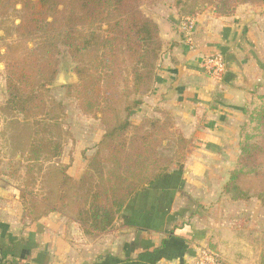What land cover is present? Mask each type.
I'll use <instances>...</instances> for the list:
<instances>
[{
	"label": "trees",
	"instance_id": "obj_1",
	"mask_svg": "<svg viewBox=\"0 0 264 264\" xmlns=\"http://www.w3.org/2000/svg\"><path fill=\"white\" fill-rule=\"evenodd\" d=\"M156 1H22L15 30L34 41V48L22 60L7 63V98L1 110L10 114L13 153L20 149L17 160L25 159L28 177L40 178L42 185L41 197L30 199L32 217L24 206V215L32 222L60 212L87 235L108 232L132 199L164 177L176 157H185L192 139L176 127L170 112L160 110L156 118L145 115L138 124L132 120L154 88L163 50L157 22L141 9ZM182 3L190 15L211 5L217 16H230L241 4L262 5L264 0ZM61 49L75 62L78 82L69 87L79 108L105 127L79 177L71 175L69 164L61 160L68 134L61 127L64 105L49 87L59 74ZM257 118L264 119V105ZM236 164L223 193L231 201L254 196L264 201V144L241 141ZM243 175L251 178L250 187L242 185ZM21 195L27 198L23 191ZM22 243L20 238L0 245V264H30L17 263L5 253Z\"/></svg>",
	"mask_w": 264,
	"mask_h": 264
},
{
	"label": "crops",
	"instance_id": "obj_2",
	"mask_svg": "<svg viewBox=\"0 0 264 264\" xmlns=\"http://www.w3.org/2000/svg\"><path fill=\"white\" fill-rule=\"evenodd\" d=\"M176 16L171 20L178 21ZM197 22L193 44L174 28L164 34L168 48L154 89L144 98L149 106L173 114L176 126L192 139L190 147H201L188 153L187 169L171 170L140 192L114 227L96 236L60 212L36 222L24 219L23 210L19 217H0V245L23 238L15 251L6 250L11 259L30 264H184L207 244L230 264H261L262 231L252 230L246 221L207 226L200 211L218 199L213 194L223 192L234 168L215 189L212 180L219 175L207 170L210 162L226 160L223 152L231 144L240 146L231 131L240 126L243 102L264 82V7L240 5L230 16L205 10ZM216 51L227 61L221 81L200 69L202 55ZM4 206L0 203V209Z\"/></svg>",
	"mask_w": 264,
	"mask_h": 264
},
{
	"label": "rangeland",
	"instance_id": "obj_3",
	"mask_svg": "<svg viewBox=\"0 0 264 264\" xmlns=\"http://www.w3.org/2000/svg\"><path fill=\"white\" fill-rule=\"evenodd\" d=\"M22 1L0 0V203H5V206L0 209V217H19L23 210L22 216L26 217L24 219L29 220V217L34 215L30 207V199L31 197L37 199L41 197L42 185L40 178L34 179L28 177L26 173L27 162L25 159L21 161L17 160L20 157V149L16 150V154L13 153L9 145L10 124L8 119L10 118V114L2 112L1 110V106L6 102L7 98V63L22 60L34 48V41L28 40L25 36H20L15 30V26L20 22L18 17L21 14ZM185 1L182 0V2ZM182 2L178 0H158L152 4H142L141 6L144 14L152 17L160 29L163 50L158 65L163 53L168 48V41L165 40L164 34H167L170 28H174L178 36L185 38L180 30L179 24L184 16L190 15V12H184V4ZM241 5L264 7V4L252 5L248 3ZM205 10L213 11V8L211 5L204 6L203 8L192 11L191 15L197 17L198 14ZM174 15L178 17V21L176 22L171 20L175 18ZM166 20L167 22L169 20L172 22L171 26H169V23H166ZM61 51L62 53L59 55V74L55 82L49 87L52 89L51 93L55 99L61 101L64 105L61 127L68 134L61 160L69 164L68 172L71 175L79 177L87 166L88 158L95 152L97 144L102 139L105 127L99 119L84 114L79 108L78 101L74 96L75 91L69 87L78 82V76L73 70L75 62L64 49H61ZM63 81L69 83L58 85V83ZM146 96L143 97V104L132 115V120L136 124L140 123L145 115L156 118L160 117V110H166L154 105L149 106V103H145L144 101ZM263 105L264 82H261L258 89L254 91L253 96L246 98L242 104L243 115L240 126H236L237 129L235 131H231V133L233 132V134L237 135L240 142L248 140L264 144V119L258 120L257 118V111ZM176 127L181 130L178 126ZM198 148L201 147H189L183 159L176 157L175 162L170 166V171L187 169L188 153H195L199 151ZM223 153L227 156L226 160L218 162L213 160L207 169L208 171L212 169L219 175V178L216 177L212 180L215 189H219L223 177L228 174L233 166L235 167L237 165L236 157L240 156V146L231 144L229 147H226ZM217 178L218 181L216 182ZM240 181L246 187H250L251 185V178H247L245 175L242 176ZM22 191L26 194L27 198L21 195ZM216 194H218V191L213 194L214 196H218V199L211 203L209 208H204L200 211L205 225L209 226L212 222L216 221L217 223H226L225 221L229 220L242 223L246 221L252 226V230L259 231V233L262 231L264 233V201L256 196L248 200L231 201L223 192L219 195ZM230 202L235 204L231 205ZM24 206L29 217L24 215ZM259 235L263 236L261 237V246L264 249V235Z\"/></svg>",
	"mask_w": 264,
	"mask_h": 264
},
{
	"label": "built area",
	"instance_id": "obj_4",
	"mask_svg": "<svg viewBox=\"0 0 264 264\" xmlns=\"http://www.w3.org/2000/svg\"><path fill=\"white\" fill-rule=\"evenodd\" d=\"M197 17L194 15L184 16L179 24L185 41L189 44L194 42V33L197 28ZM200 69L207 76L221 81L227 72V61L222 52L216 51L203 55L200 59ZM184 264H230L226 258L216 249L209 245H202L196 253Z\"/></svg>",
	"mask_w": 264,
	"mask_h": 264
},
{
	"label": "water",
	"instance_id": "obj_5",
	"mask_svg": "<svg viewBox=\"0 0 264 264\" xmlns=\"http://www.w3.org/2000/svg\"><path fill=\"white\" fill-rule=\"evenodd\" d=\"M65 83H69V82H67V81H63V82L58 83V85H63V84H65Z\"/></svg>",
	"mask_w": 264,
	"mask_h": 264
}]
</instances>
